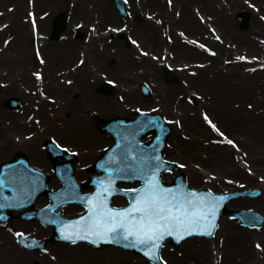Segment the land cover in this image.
Wrapping results in <instances>:
<instances>
[{
  "label": "bare ground",
  "instance_id": "bare-ground-1",
  "mask_svg": "<svg viewBox=\"0 0 264 264\" xmlns=\"http://www.w3.org/2000/svg\"><path fill=\"white\" fill-rule=\"evenodd\" d=\"M13 1L14 9L0 15V42L1 37L7 33L11 37L6 46L0 43V81L5 82L3 87L0 86V162L9 157L10 151L13 152L14 149L23 151L35 159L44 157L36 150V146L39 141L45 139L46 132H51L48 137L56 133L58 137L74 138L81 149L86 147L92 149L96 143L93 127L100 118L96 121L91 120L86 113L88 109H94L99 117L107 118L114 113L131 116V110L136 107L148 110L151 104H160V109L153 111L178 119L182 127L188 131L189 139L182 140L176 136L180 130H176L171 136L175 138L173 147L168 149L170 154H178L188 161L189 165L185 170L187 180L196 183L206 178L209 181L208 185L213 184L219 189L240 188L234 185L236 182L245 188L258 186L263 190L260 199L256 201L243 198L236 202L255 207L257 204L258 211L264 215V69L247 68L264 63V21L259 18V14L264 15V0L250 1L259 2L258 13L244 5V0H174L171 7L163 5L161 0H131L134 17L129 21L126 32L139 39L142 45L140 48L144 47L142 49H149L150 52L158 50L163 53V46H166L167 55L169 51L175 54L174 58L168 57L178 79L171 85H163L160 80L159 75L165 67L161 59L157 61L160 65L149 57H136L133 53H136L138 48L127 46L118 40L112 44L105 42L103 48H99L97 42L104 40L106 36L101 33L102 24L105 21L115 23L120 20L112 11L109 0H74L73 7L77 9L73 10L67 20L68 35L65 39L47 41L48 39L38 38L39 42L42 41L43 50L48 53L50 61L58 54L65 56V60L68 61L78 50L86 54L87 61L85 60L74 72H69L74 85L66 86L55 82V77H51V82L41 84L44 85V90L55 94L56 99H59L58 103L54 104L42 97H39V102H35V98L21 88L22 84L35 83L31 76V67L34 65L31 58L34 54L33 34L29 21L24 20V12L25 9L27 13L31 10L28 9L30 5L35 9L37 6H45L46 0ZM195 7L205 13V18L208 15L214 18L211 20L207 18L206 23H202L194 13ZM65 9H61L60 5L54 2L46 16L41 17L38 13L35 20L39 32L47 35L54 14ZM173 9L180 11L178 17L175 16V11L173 13ZM243 10L247 11L250 17L245 31L236 28L234 21L235 15ZM140 11L144 13L143 18L135 19ZM152 12L154 14L151 18L145 17V13ZM76 17L88 18L95 26L88 44L71 36L70 22ZM160 17V21H156ZM3 22L6 23L5 26L2 25ZM209 22V25H215L220 32L221 37L218 40H213L210 36L204 37L203 32L209 30L207 24ZM87 23L82 25L80 31L85 33L88 31ZM177 29L199 41L191 42L186 37L188 42H184L183 38H180L182 35L176 33ZM162 31L173 38V43H164ZM91 43L92 45H89ZM203 44L208 45V48L205 49ZM111 46L115 47L114 52H111ZM209 51L213 53L212 56L207 53ZM255 56L258 59H254ZM196 59L203 63L205 61L204 65L193 62ZM181 60L190 61L184 63L186 67L182 66V71H178L177 66L184 65L181 64ZM227 60L231 62L227 64ZM250 62L253 64H246ZM189 63H192L191 66H187ZM91 64L96 66L94 71L90 69ZM136 64H142L143 69L140 72L137 71ZM159 68L162 69L157 70ZM189 69L194 70L192 75L189 74ZM97 72H107L114 76L119 83L112 88V92L121 91L124 102L115 100L113 96L98 95L93 91V87L102 82V76L100 77ZM138 79L148 82L152 95L141 97L137 87L130 85ZM179 79H185L188 84L183 85ZM194 90L204 96V101L197 100L195 106H207L226 133L234 134H228L229 137L225 139H233L237 146L232 147L227 143L215 144L205 137L210 134V130L204 124V120H199L195 114H189L187 112L189 106L181 98H177V93L187 95ZM10 95L19 99L22 114H25L34 102L39 106L37 113L41 118L43 131L38 127L30 138L23 137L20 141L15 139L23 131L34 127L35 122L26 121L19 113L17 114V111H6L3 108V100ZM208 98L211 100L209 103ZM247 103L250 108L246 106ZM174 104L177 105L176 109L173 108ZM4 116L11 121L6 126L3 124ZM55 122H60L62 126L56 127L53 125ZM10 130L14 135L11 136ZM232 130L235 133H232ZM101 137L107 138L105 135ZM90 148L86 153H79L80 156L82 158L95 156V151L92 152ZM44 158L47 160L46 156ZM197 165H201L202 168ZM83 172L84 176L87 175L86 171ZM210 175L215 179H211ZM257 176L262 178L259 179ZM233 224V221L221 220L217 238L212 241L195 240L184 243L180 248L183 254L180 257L168 248L163 249L162 254L165 253L167 256V264H264V227L256 232ZM255 242L261 245L260 249L257 250ZM51 248L56 253L53 258L46 254L25 252L13 243V238L9 237L8 233L0 230V264H27L34 261L40 264H53L57 258H64L63 260L69 261L70 264H145L133 258V255L116 248H110L105 254L94 252L89 247H67L62 243Z\"/></svg>",
  "mask_w": 264,
  "mask_h": 264
},
{
  "label": "snow or ice",
  "instance_id": "snow-or-ice-1",
  "mask_svg": "<svg viewBox=\"0 0 264 264\" xmlns=\"http://www.w3.org/2000/svg\"><path fill=\"white\" fill-rule=\"evenodd\" d=\"M229 143H231V141H229ZM148 183L150 185V190L141 194L137 205L123 211L108 213L107 215L110 217L109 222L102 225L99 220H96L89 228V231L103 227L105 232L120 235V230H123V238L125 240H127L128 237L134 236L139 244H148L149 241H152L154 238H162V234L158 236L162 222L166 225L182 223L181 217L172 213V207L170 206L171 201L165 196L160 195L158 192L155 181H149ZM192 195L195 194L193 193ZM133 211L140 212L141 216L139 219L133 218L132 221H129L128 216ZM101 215H105V213H101ZM116 218H119V220L117 221ZM211 227H214V225H209V230L206 233L201 234H207L210 236L212 234L210 230ZM96 234L101 233L97 231ZM168 234L171 235V231H169ZM86 238L87 233H85V235L76 234V239L82 240ZM64 239L73 240V234L70 233L65 235ZM73 242H75V240H73Z\"/></svg>",
  "mask_w": 264,
  "mask_h": 264
},
{
  "label": "rangeland",
  "instance_id": "rangeland-1",
  "mask_svg": "<svg viewBox=\"0 0 264 264\" xmlns=\"http://www.w3.org/2000/svg\"><path fill=\"white\" fill-rule=\"evenodd\" d=\"M71 1L72 0H52L51 2L50 1H45V6H43V5H41V6H38V10H40L41 11V13L42 12H45V11H48L49 9L51 10L52 9V7L54 6V2H58L59 3V5L60 6H62V4H63V2H64V5L66 4V5H69L70 6V4H71ZM14 1L13 0H5V1H3V0H0V11H4L5 9L6 10H8L9 8H11L14 4ZM162 3L165 5V1L164 0H162ZM36 12H39V11H36ZM24 17H25V19H26V9H25V12H24ZM76 21H78V19H75V21L74 22H76ZM107 23H109V22H107ZM111 24H113V23H111ZM74 25V24H73ZM76 25V24H75ZM115 25H120V21L118 22V23H115ZM107 26H111L110 24H104L103 25V29H105V30H108L107 29ZM65 29V28H64ZM73 35H76V33H74ZM8 35H6V36H3V37H1L2 39H1V43H3L4 42V40L6 39V37H7ZM84 37V35L83 36H79V38H83ZM111 38V37H110ZM116 39H119V40H123L124 41V43L125 42H127V40H126V35L124 34V36H116ZM110 48H112V47H110ZM113 49V48H112ZM43 52V53H42ZM41 53H42V55L44 54V55H46L47 54V52H44V51H41ZM158 54H159V52H157ZM157 54V55H158ZM47 56V55H46ZM49 56V55H48ZM78 58H80L79 57V54L78 53H74L73 54V56L68 60V61H66L65 59H63L62 57H61V55H57V57L56 58H54L52 61H50L49 60V57H47V59H48V63H49V67H46V69H45V71H44V73L45 72H47V75H50V74H58V72H59V70L60 69H63L64 67H67V66H69V65H71L72 63H74V62H76L77 60H78ZM34 60H35V58H34ZM36 62V61H35ZM121 73H122V71H121ZM102 74H107V73H103L102 72ZM163 77H162V80H163V82H165V83H167L166 81H165V79H164V75H162ZM108 77H111L109 74H108ZM175 81H176V79H175ZM174 81V82H175ZM174 82H168L167 84H172V83H174ZM134 84V83H133ZM140 84V83H139ZM139 84L138 83H135V85H137V86H139ZM99 86V85H98ZM34 86H28L27 88L25 87V90H27L26 92H29V91H31V90H33L32 88H33ZM95 90V89H94ZM97 91V88H96V90L94 91V92H96ZM111 92V90L110 91H105L104 93H102V92H96V93H98V94H108V93H110ZM117 91H115L114 93H113V95H114V97L117 95ZM119 94H121V93H119ZM118 94V95H119ZM187 96H190L191 97V94H188ZM192 97H193V95H192ZM116 99V98H115ZM185 100H186V102L187 103H189L188 101H187V99L185 98ZM190 104V103H189ZM108 105V104H107ZM2 106H3V108H5V109H7L8 110V107L6 106V103L4 102V103H2ZM175 109V108H174ZM189 109H192V107L190 106V108ZM201 109H205L206 110V113H208V114H210V115H212L211 113V110H209L207 107H201ZM33 110H34V108H33ZM36 110V109H35ZM198 111V107H195V109L193 108V113H196ZM31 113V112H30ZM89 114V113H88ZM197 116V118L199 119V114H197L196 115ZM8 117L7 116H4V120H3V124H6V122H8V120L9 119H7ZM219 118V117H218ZM39 124V123H38ZM220 125V127L222 126L221 124H219ZM94 128V131H96V127H93ZM175 128L176 129H178L177 127H175V126H173V130H172V133H175V132H173L174 130H175ZM181 129V128H180ZM233 129V128H232ZM179 130V129H178ZM177 130V131H178ZM11 131V130H10ZM232 131H234V130H232ZM180 132H181V130H180ZM229 133V132H228ZM186 134H187V131L186 130H183L182 132H181V134H178V137L179 138H185V136H186ZM12 135H14V133H13V131H11V136ZM55 135H56V137H57V134L55 133ZM212 137L213 136H216V135H213V134H210ZM85 136H86V132H84V137L83 138H85ZM47 137V136H46ZM208 137V136H207ZM212 137H210L209 136V138H211L212 139ZM217 137V136H216ZM59 138V137H58ZM63 138H65V139H63ZM47 139V138H46ZM60 141H62V142H64V143H69V144H72V145H70V146H74V147H77V146H79V144H78V142L76 141V140H72V139H70V138H67V137H64V136H61L60 138ZM69 140H72V141H70L69 142ZM175 140V138H170V146H172V144H173V141ZM186 140V139H185ZM104 143H106V140H100V138H99V140H98V142L96 143V147H99V146H101V145H104ZM68 144V145H69ZM88 145V144H87ZM42 146H43V141H39L38 142V144H37V150L38 151H40L41 152V150H42ZM169 146V147H170ZM11 152V151H10ZM167 153L168 152H166V155H167ZM168 155H169V153H168ZM167 155V156H168ZM173 156H174V154H172ZM40 159V160H39ZM89 159H91L90 157L88 158V160ZM180 160V162L181 163H183V164H185L186 162H185V160L184 159H182V158H179ZM30 160L32 161V162H34V164H37V165H41L42 167H44V168H46L47 169V167H48V163L45 161V159H43V158H38V159H31L30 158ZM49 168V167H48ZM78 177H79V175H78ZM215 187V186H214ZM214 187H212L213 189H215ZM216 190V189H215ZM218 190H220V189H218ZM250 207V206H249ZM252 208V207H251ZM254 208V207H253ZM256 209V208H255ZM13 221L14 222H17V223H11L12 225V228H14V229H16V228H22L23 227V229H25V230H27V231H31L30 230V225H25V224H22V223H19L18 221H16V219H13ZM12 221V222H13ZM235 223V222H234ZM33 230H35V227L33 228ZM10 234V233H9ZM35 236V235H34ZM193 240H197V239H193ZM14 244L15 245H17L16 244V242H14ZM50 244L51 245H54V244H56V243H49L48 245H47V250L49 249V250H52L51 248H49V246H50ZM168 247H170V249L171 248H174V249H179L180 247H181V245L180 246H178V247H174V246H171V245H168ZM106 248L107 247H103V248H101V249H99V250H101L102 252H105V250H106ZM133 255V254H132ZM136 256V255H135ZM178 256V255H177ZM179 257V256H178ZM135 258H137V259H140V260H142L143 261V258H141V257H139V256H137V257H135ZM64 258H61V259H58L57 260V262H65L66 260H63ZM57 262L56 263H54V264H57ZM69 262V261H68ZM144 263L146 262L145 260L143 261ZM147 264H149L148 262H146ZM145 263V264H146ZM27 264H31V263H27Z\"/></svg>",
  "mask_w": 264,
  "mask_h": 264
}]
</instances>
